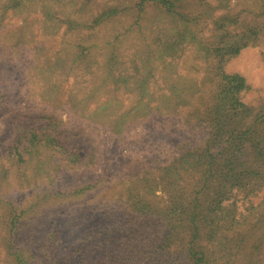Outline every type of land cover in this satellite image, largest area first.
<instances>
[{
	"label": "rangeland",
	"instance_id": "1",
	"mask_svg": "<svg viewBox=\"0 0 264 264\" xmlns=\"http://www.w3.org/2000/svg\"><path fill=\"white\" fill-rule=\"evenodd\" d=\"M195 203L264 264V0H0V264H191Z\"/></svg>",
	"mask_w": 264,
	"mask_h": 264
},
{
	"label": "trees",
	"instance_id": "2",
	"mask_svg": "<svg viewBox=\"0 0 264 264\" xmlns=\"http://www.w3.org/2000/svg\"><path fill=\"white\" fill-rule=\"evenodd\" d=\"M239 51L240 50L237 49L236 53H238ZM222 81L224 83V85L222 86V90H221L223 91V95L226 93L224 87L229 88L230 93H229V96H227L226 98H222L223 95L221 97L219 95H216L214 98V102L212 104L213 115L210 117V119L216 125L215 127L216 128V134H215L216 140H213L215 142H218L219 140L222 139V137H224L222 136L224 132L223 131L224 128L222 127V125L224 126L226 123V120L230 119L231 114L237 113L238 111H240L241 108H244V106L246 107V105H244L240 101L237 95L240 91L244 89V79L239 77L238 75H224ZM220 143L228 144V139H223L221 140ZM215 146H216L215 144H213V146L207 145L204 152L207 155L211 156L212 147L214 148ZM235 151H237V149H235ZM229 153L233 154L234 151H231ZM250 194L254 195L255 193L251 192ZM196 200H197L196 202L199 201V199H196ZM197 207L198 206L196 203L189 204L188 211L185 216V221L191 218L190 222L192 224L189 230L190 232H192V234L190 235V240L186 242V248H187L186 256L190 257L191 255H193V257H190V258H193L191 260L192 261L191 264H206L207 259L204 253L202 251L194 252L196 249L201 248L200 243L196 244L198 242L195 241V238L198 236L200 230H204V228L205 229L208 228L210 230L209 232H213L212 228L215 225V221L214 220L209 221V217L207 216H205V219L203 222L199 221L197 219L199 217L197 214ZM195 221H197L196 224H195ZM13 255L15 257V264H27V260L24 258L23 253L21 251L16 250L13 253Z\"/></svg>",
	"mask_w": 264,
	"mask_h": 264
}]
</instances>
